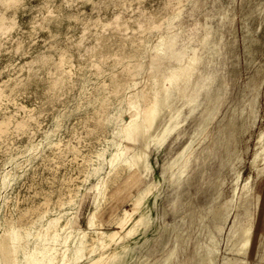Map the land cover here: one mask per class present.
I'll return each mask as SVG.
<instances>
[{
	"label": "rangeland",
	"instance_id": "rangeland-1",
	"mask_svg": "<svg viewBox=\"0 0 264 264\" xmlns=\"http://www.w3.org/2000/svg\"><path fill=\"white\" fill-rule=\"evenodd\" d=\"M56 216L116 233L55 264H264V0H0L1 262Z\"/></svg>",
	"mask_w": 264,
	"mask_h": 264
},
{
	"label": "bare ground",
	"instance_id": "bare-ground-1",
	"mask_svg": "<svg viewBox=\"0 0 264 264\" xmlns=\"http://www.w3.org/2000/svg\"><path fill=\"white\" fill-rule=\"evenodd\" d=\"M114 104H116V101L113 102ZM132 104L131 101H129V105ZM128 120V119H127ZM134 124V118L133 116H131L130 120L127 122V124H124V128L127 130L128 127L132 126ZM123 128V129H124ZM123 129H121V131H123ZM124 132V131H123ZM124 139L125 140V146L119 148L118 150L115 151V153L113 154V157H109L111 159L110 161V165H112V168L116 169L118 165H120L121 163L123 164H127L128 166H131V157L129 155L125 154V149L131 147V141L133 139V136L131 135V133L127 134V136L122 135L120 136V141ZM119 141V142H120ZM119 142L117 141L118 145ZM122 144V143H121ZM117 145V146H118ZM140 154V153H139ZM97 155H101V152H97ZM112 155V154H111ZM176 155V154H175ZM174 155V156H175ZM139 156V155H138ZM92 158H89V160ZM108 159V161L110 160ZM94 164V163H93ZM109 164V163H108ZM109 165V166H110ZM126 165V167H127ZM120 167V166H119ZM122 167V166H121ZM125 167V166H124ZM118 169V168H117ZM123 169V167L121 168ZM106 171V170H105ZM104 171V172H105ZM109 171V170H108ZM114 171V170H113ZM111 172V171H110ZM116 173H118L116 171ZM110 174V173H109ZM103 176V175H102ZM14 175L10 172H4L2 175V181L6 182V181H10L11 179H13ZM105 179V177H104ZM107 181V180H106ZM101 183V181H100ZM99 183V184H100ZM101 185V184H100ZM97 186V185H96ZM103 186V183H102ZM98 188V187H95ZM103 188V187H102ZM98 190V189H97ZM101 191H99L100 194ZM104 192V191H103ZM146 192H149V189H144L142 190L139 194L133 195L131 197V201H132V210H136L142 202V199L144 197V194ZM79 194V193H77ZM72 199V198H71ZM70 200V199H69ZM96 201V200H95ZM99 201V200H98ZM69 203V202H68ZM97 203V202H96ZM100 205V204H99ZM94 209V208H93ZM96 209V208H95ZM129 210V208H128ZM72 211V210H71ZM75 211V210H74ZM99 211V210H98ZM124 211V210H123ZM97 212V211H96ZM137 212V211H136ZM72 213V212H71ZM133 213V212H132ZM135 213V212H134ZM93 214V213H92ZM96 214V213H95ZM128 211H124L123 212V218L118 221L119 224L122 223L123 221H125V219H129L126 218L128 215ZM131 215V214H130ZM91 216V214H90ZM70 217V216H69ZM93 217L92 216L89 219V224L92 225L94 224L93 222ZM133 218V217H132ZM72 219V218H71ZM96 219V218H94ZM60 216H56L53 219L49 220L47 222V226H46V231L43 233H36V234H30L28 231V227L25 226L24 231L28 237H32V236H36V239L34 241V245L31 248V251H29V253H27L24 249V246L19 242V240L21 239L23 233L21 232L20 229L15 228L13 225L8 224L6 230L9 231L11 233V239H12V244H13V250L15 253V258L18 262H21V260L25 257V254H27V259H28V263L30 264H55L54 263V258H55V253H56V245L59 243H63L64 247H63V252L61 254V258L62 259H66V257L68 256V254H71L72 256V261L74 263H76V261H79L83 255H85V248L86 247H91V245L89 244L90 241H94L95 243L100 242L102 243L103 247L105 245H107L109 242L107 240H109L110 238H112V236H114V234L116 233L115 231H98L96 232V234L91 237L88 238L86 233L82 232L81 235H79L78 237H76L75 234H73L72 231H69L66 234H61L60 230L62 227H58V223H59ZM97 220V219H96ZM130 220V219H129ZM127 222V221H126ZM236 221H234V223L232 224L230 230L231 232H233L235 230V224ZM1 223H6L5 220L1 221ZM88 223V222H87ZM65 224H67L65 222ZM123 224V223H122ZM88 225V224H87ZM89 225V226H90ZM125 225V224H124ZM94 226V225H93ZM123 226V225H122ZM88 227V226H87ZM95 227V226H94ZM96 228V227H95ZM78 229V228H76ZM88 229H91L88 227ZM75 230V229H74ZM85 230V229H84ZM96 231V230H95ZM112 241V240H111ZM93 245V244H92ZM100 245V246H102ZM89 247V248H90ZM93 251V248L91 247L90 252ZM208 253H211L210 248L207 249ZM98 258H100V255H96V256H90L88 257V259L83 262L82 264H92L94 263L96 260H98ZM224 263V262H222ZM226 263V262H225ZM224 263V264H225ZM0 264H3L0 260Z\"/></svg>",
	"mask_w": 264,
	"mask_h": 264
}]
</instances>
